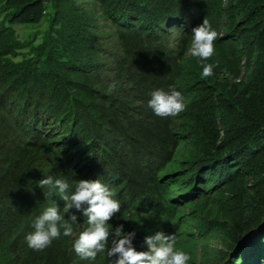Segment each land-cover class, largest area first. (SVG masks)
Returning <instances> with one entry per match:
<instances>
[{
	"label": "trees",
	"instance_id": "1",
	"mask_svg": "<svg viewBox=\"0 0 264 264\" xmlns=\"http://www.w3.org/2000/svg\"><path fill=\"white\" fill-rule=\"evenodd\" d=\"M204 19L207 78L190 54ZM171 87L186 109L161 118L147 101ZM47 176L107 185L137 251L163 231L188 264H264V0H0V264H112L74 252L79 213L72 237L27 246L47 207L63 214Z\"/></svg>",
	"mask_w": 264,
	"mask_h": 264
},
{
	"label": "clouds",
	"instance_id": "2",
	"mask_svg": "<svg viewBox=\"0 0 264 264\" xmlns=\"http://www.w3.org/2000/svg\"><path fill=\"white\" fill-rule=\"evenodd\" d=\"M191 36L190 54L201 62V78L210 77L214 74V64L204 62L214 55V42L218 34L204 19L192 29ZM115 87V84L111 85L113 90ZM147 106L161 118L176 117L186 109L184 97L174 87L167 91H151ZM37 185L42 190L48 189L47 193L44 192L46 199L55 195L63 201V214L56 205L47 207L36 217L34 230L25 237L30 249L42 251L61 235L72 237V226L78 224L79 213L85 217L87 227L76 235L72 247L81 259L95 260L103 252L112 260V264H188L189 255L175 247L174 233L156 231L147 235L143 241L147 250L137 251L132 244L135 231L125 232L122 224L110 228L108 221L120 212L121 203L113 198L111 189L98 179H81L71 189L65 179L47 176L39 180Z\"/></svg>",
	"mask_w": 264,
	"mask_h": 264
},
{
	"label": "rangeland",
	"instance_id": "3",
	"mask_svg": "<svg viewBox=\"0 0 264 264\" xmlns=\"http://www.w3.org/2000/svg\"><path fill=\"white\" fill-rule=\"evenodd\" d=\"M43 22H45V21L42 20V22H40L39 24L29 25L28 27H25L24 25L18 24V25H15L14 28L18 32V34L20 35V38H24L28 32H32L36 29H39V30L44 29V24H41ZM39 40H40V36L38 37V41Z\"/></svg>",
	"mask_w": 264,
	"mask_h": 264
}]
</instances>
